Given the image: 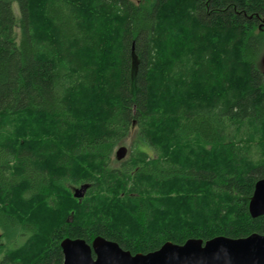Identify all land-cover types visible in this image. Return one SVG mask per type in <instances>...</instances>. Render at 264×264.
Here are the masks:
<instances>
[{"label":"trees","instance_id":"trees-1","mask_svg":"<svg viewBox=\"0 0 264 264\" xmlns=\"http://www.w3.org/2000/svg\"><path fill=\"white\" fill-rule=\"evenodd\" d=\"M263 19L264 0H0V264L264 235Z\"/></svg>","mask_w":264,"mask_h":264},{"label":"water","instance_id":"water-1","mask_svg":"<svg viewBox=\"0 0 264 264\" xmlns=\"http://www.w3.org/2000/svg\"><path fill=\"white\" fill-rule=\"evenodd\" d=\"M263 26L264 19L260 29ZM128 152L121 146L116 159L124 160ZM89 187L85 184L75 188V198H84ZM249 210L253 218L264 216V179L256 183ZM61 247L63 264H264V235L258 233L239 239L220 236L207 242L190 239L183 245L168 242L157 251L136 255L103 237L92 244L84 239H66Z\"/></svg>","mask_w":264,"mask_h":264},{"label":"rangeland","instance_id":"rangeland-1","mask_svg":"<svg viewBox=\"0 0 264 264\" xmlns=\"http://www.w3.org/2000/svg\"><path fill=\"white\" fill-rule=\"evenodd\" d=\"M15 9L17 10V6L15 5ZM263 60H264V57H263ZM263 70H264V67H263ZM130 144H131V140H128L127 142H126V144L125 145H123V146H125V147H127L128 148V151H129V147H130ZM118 149V148H117ZM117 149L115 150V154H116V151H117ZM129 153V152H128ZM128 156V155H127ZM74 193V192H73ZM0 234H1V230H0Z\"/></svg>","mask_w":264,"mask_h":264}]
</instances>
